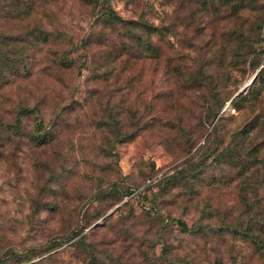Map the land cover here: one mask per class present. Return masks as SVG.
<instances>
[{
    "label": "rangeland",
    "instance_id": "obj_1",
    "mask_svg": "<svg viewBox=\"0 0 264 264\" xmlns=\"http://www.w3.org/2000/svg\"><path fill=\"white\" fill-rule=\"evenodd\" d=\"M110 2L0 0V264H264V0Z\"/></svg>",
    "mask_w": 264,
    "mask_h": 264
},
{
    "label": "trees",
    "instance_id": "obj_2",
    "mask_svg": "<svg viewBox=\"0 0 264 264\" xmlns=\"http://www.w3.org/2000/svg\"><path fill=\"white\" fill-rule=\"evenodd\" d=\"M86 4L90 5L92 7L93 11H97V17H99L100 19L102 18L103 20H105V22L110 25V26H122V27H126L130 24H134V22H126L123 18H121L111 7V0H83ZM135 25V24H134ZM133 29H136V27H133ZM63 64L65 65L66 68H70L71 66H73L72 61H64ZM260 71L256 74V77L254 78V82L253 85L257 84L258 79H263L264 78V63H259V66H261ZM213 97V99H215L216 95H211ZM243 94H240L239 96H237L233 101L232 104L234 107H236L238 110L241 109L242 105L241 103L246 100ZM229 102L226 101L225 103H223L219 109L215 112V115L213 116V120L219 118L218 122L222 119V112L224 111V108L226 106V104ZM29 112H31V110H24L21 112L20 115H26ZM216 123V125L214 126L213 130H217L219 127V123ZM251 133V132H250ZM130 136H128L129 138ZM45 137L43 136H37V138H35L36 142L39 144H43V140ZM132 139V138H130ZM175 178V177H172ZM176 182L174 183V187L179 185V182L176 178L175 180ZM134 193V192H133ZM132 194L131 192L129 193V195ZM244 205L248 208V211H251V205L249 204V201L244 197ZM260 215H264V214H260ZM262 222V223H261ZM260 223H261V228H260V234L254 238V234L249 233V229H246L245 231L239 232V235H248L249 237H252L253 240L256 242L257 246H261L262 248H264V242L261 238V235L264 234V218L262 217L260 219ZM179 225L181 226L182 230L184 232H188L189 228L187 227V225L185 223H183L182 221L179 222ZM230 227V226H229ZM228 227V228H229ZM234 231L238 233V230L234 228ZM248 232V233H247ZM84 230L80 231V230H76L73 231L70 236H61V237H56L53 238L51 241H49L45 247H48V249L46 250V252L51 253L55 250H57L58 248L63 247L64 244H68L71 243L73 240L77 239L74 243L73 246L76 247H81L83 249H85V247H88V242H89V234H84ZM247 233V234H246ZM55 255V254H54Z\"/></svg>",
    "mask_w": 264,
    "mask_h": 264
},
{
    "label": "water",
    "instance_id": "obj_3",
    "mask_svg": "<svg viewBox=\"0 0 264 264\" xmlns=\"http://www.w3.org/2000/svg\"><path fill=\"white\" fill-rule=\"evenodd\" d=\"M253 82H254V79L250 82V85L253 84ZM248 86H249V85H248ZM248 86H246L241 92H244V91L247 89ZM227 109H228V108H227ZM227 109H225V111H226Z\"/></svg>",
    "mask_w": 264,
    "mask_h": 264
}]
</instances>
